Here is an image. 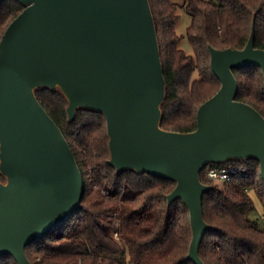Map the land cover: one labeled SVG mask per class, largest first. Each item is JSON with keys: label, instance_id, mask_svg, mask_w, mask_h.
Masks as SVG:
<instances>
[{"label": "water", "instance_id": "1", "mask_svg": "<svg viewBox=\"0 0 264 264\" xmlns=\"http://www.w3.org/2000/svg\"><path fill=\"white\" fill-rule=\"evenodd\" d=\"M5 0H0V4ZM25 9L0 42V257L32 264L26 249L82 206L84 178L62 130L35 90L60 88L73 120L79 108L107 120L109 165L176 182L168 204L190 212L188 259L216 230L204 219L200 179L210 164L257 159L264 180V116L237 100L235 69L259 67L255 24L243 49L210 46L220 90L198 110L197 129L161 127L165 99L161 49L149 0H18Z\"/></svg>", "mask_w": 264, "mask_h": 264}, {"label": "trees", "instance_id": "2", "mask_svg": "<svg viewBox=\"0 0 264 264\" xmlns=\"http://www.w3.org/2000/svg\"><path fill=\"white\" fill-rule=\"evenodd\" d=\"M149 1L166 79L161 127L195 131L200 106L221 88L212 70L210 46L243 49L255 24V46L264 49V0H185L192 18L187 37L194 55L180 48L178 7L173 0ZM24 9L18 0L0 4V42ZM234 74L239 82L237 100L264 116L263 70L235 69ZM35 92L74 151L84 194L81 208L71 218L27 247L32 264H195L188 259L193 236L189 209L182 199L168 204L176 182L135 170L118 174L109 165L107 120L102 113L79 108L69 120V102L60 88ZM216 165L245 166L249 176L218 183L206 178L207 167L201 171V181L212 187L203 195L204 219L216 230L205 234L200 256L205 264H264V228L251 196L255 193L264 207L260 163L249 158L208 167ZM0 181L6 182L1 171ZM0 264L18 263L3 256Z\"/></svg>", "mask_w": 264, "mask_h": 264}, {"label": "rangeland", "instance_id": "3", "mask_svg": "<svg viewBox=\"0 0 264 264\" xmlns=\"http://www.w3.org/2000/svg\"><path fill=\"white\" fill-rule=\"evenodd\" d=\"M173 2L177 5L178 10L177 13L179 15V19L176 26V33L181 37L180 41V48L188 55H194L193 47L187 37V30L189 26L191 25L192 18L189 15V13L185 10L184 4L185 0H173ZM78 152V150H77ZM79 162L80 165L83 164L82 155L80 152H78ZM221 183V182H218ZM221 185V184H219ZM251 196L253 198V201L255 203L256 208V214L259 218V223L262 228H264V207L259 200V198L256 196L255 193H251ZM115 237L117 235H114Z\"/></svg>", "mask_w": 264, "mask_h": 264}, {"label": "built area", "instance_id": "4", "mask_svg": "<svg viewBox=\"0 0 264 264\" xmlns=\"http://www.w3.org/2000/svg\"><path fill=\"white\" fill-rule=\"evenodd\" d=\"M207 179L216 181V182H230L236 177H248L249 171L245 166H210L207 167L205 172Z\"/></svg>", "mask_w": 264, "mask_h": 264}]
</instances>
